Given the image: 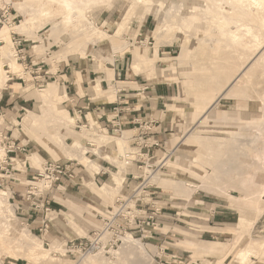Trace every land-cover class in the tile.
I'll return each instance as SVG.
<instances>
[{
    "label": "rangeland",
    "instance_id": "obj_1",
    "mask_svg": "<svg viewBox=\"0 0 264 264\" xmlns=\"http://www.w3.org/2000/svg\"><path fill=\"white\" fill-rule=\"evenodd\" d=\"M15 1L19 0L9 1L14 6L10 5L12 9L8 21L0 11L1 30L14 21L13 18H16L17 24H22L28 17V8L26 12L18 9ZM24 1L32 2L35 7L47 4L46 0L19 2ZM186 1L196 5V9L189 10L188 19L191 21H184L180 15L176 19L179 23L186 22L185 24H192L193 27L185 28L186 31L179 30L176 37L168 34L165 27H162L165 23L160 16L162 14H146L140 8L141 4H135L134 9L129 12H125L126 7L123 5L114 11L107 9L108 5H114L118 0H105L107 5L94 9L91 4L92 9L88 10V16L108 35H114L118 24L125 23L120 37L113 36L91 46V50L88 47L90 54H98L97 47L102 44L115 50L116 57L107 56L104 61L115 73L111 83L109 79L106 80L102 70L94 67L92 60L79 57L78 44H81L83 49L86 30L83 27L77 31L70 30L71 27L65 28L63 23H60L63 19L60 5L48 2L53 10L52 17L47 19L48 21L36 23L35 31L26 29L23 33L18 32L27 38V43H24L25 50L19 48L26 52L27 59L24 62L16 60L23 65L19 71L21 75L14 74L8 63L4 64L5 71H8L6 75L10 78L3 83L0 77V95L3 96L2 105L6 113L3 125L9 129L8 133L15 140L16 147L24 148L25 151L14 156L19 171L0 188L9 193L10 204L7 205L14 210L18 224L26 228L28 233L42 239L47 248L56 244L58 249L52 250L49 256L42 257L39 263L30 262L25 257L18 258L5 253L0 237V264H82L85 257L76 258L66 253V242L70 239L88 238L93 230L100 227L101 215H110L117 197L126 194L129 188L136 187L144 177L151 186L149 191L162 208L160 225L154 228L145 224L142 230L134 235L138 240L136 243L126 240L132 235L127 233L123 245L114 251H121L122 259L130 261V264H137L141 255L140 242L144 246L142 251L152 264H190L191 261L200 264L208 259L212 260L213 264H232L241 249H250L252 254L248 259L249 264H264V163L255 157L256 151L260 155L264 152V82L259 85L256 81L245 80L240 85L235 81L247 66V71L251 72L254 80L264 79V68L260 70L255 67L257 63L264 64L262 18L252 10H246L242 16L243 12L239 11L233 0H223L225 13L229 16L233 13V16H237H232L235 20H251L248 22L256 27L262 41L259 45L252 37L243 36L240 37V46L236 43L227 47L212 13L206 12L207 5L213 7L212 2ZM100 3L97 2L96 6H101ZM2 9L6 8L0 7V10ZM95 11L99 13L96 14ZM133 11H136V14H132ZM109 17L111 18L106 22ZM86 21L83 20V23ZM54 23H59L56 29H52L55 28L52 27ZM184 35L191 40L186 46L181 44ZM5 44L3 40L0 41V45ZM10 47L12 48L11 45ZM15 49L17 50V47ZM11 50L13 53V48ZM12 55L14 56V53ZM167 58L168 61L165 62L164 59ZM135 61L140 62L141 72L136 73L133 70ZM153 68H156V71L149 75L146 71ZM130 73L135 75L130 77ZM48 85H56L57 91L51 92L49 99L46 98V103L33 91H42ZM98 85L102 92L110 87L106 92L107 98L99 91L100 95L94 99L90 89L93 87L97 90ZM117 87L120 90L112 97L109 92L111 89L117 91ZM60 89H65L68 98L62 96ZM103 97L105 99L101 100ZM120 97L123 100L119 99ZM124 99L128 100L126 104L121 103ZM129 103H138L136 107L139 106L144 113V122H149L152 118L158 122L152 129V135L160 143L152 149L151 155L154 157L147 163L148 166L145 163H132L123 167L126 161L122 156H129L130 153H118L114 144L109 142L112 137H122L125 131H130L128 142L126 140V151L131 149L134 153L133 137L139 134V125L124 123L122 132H116L110 119L115 115L114 109L120 108L125 110L119 113L118 120L121 123L129 122L124 108ZM28 110L31 116H28ZM79 110L82 112L76 113ZM92 116L95 121H92ZM35 119L36 124H32ZM74 121L76 123L72 128ZM84 125L88 127L83 128ZM51 134L55 135V138ZM103 135L109 137L103 138ZM194 137L211 139V143L220 146L210 148L208 152ZM87 142L95 145L89 146ZM183 142L191 147L185 154L180 152L181 146L179 147ZM36 152L43 157L41 161L33 157ZM83 155L99 165V171L93 173V178L84 174L87 167L82 163ZM209 155H223L230 165L218 181L212 176L213 167L207 159ZM213 157L217 161V156ZM67 159L75 163V177L73 180H64L50 191L51 229L47 235H42L38 219L35 221L36 216H42V213L29 211L27 218L30 225L23 223L22 208H27L28 211L30 207L24 193L31 185L35 188L41 182L40 173L46 160L62 162ZM163 159L166 160L159 162ZM165 161L168 163L165 164ZM20 163L23 165L21 168ZM148 170L152 172L149 173ZM114 173H124V184L118 190H101V186L111 182ZM155 174H160L162 179L154 182L152 177ZM134 176L141 178L134 179ZM245 178H248L247 183H241ZM249 198L253 199L251 204L248 202ZM143 207L147 215L151 213L150 205L143 204ZM243 207L257 210L250 227L240 226L239 223L235 225L240 220V208ZM223 211L230 212L224 213L229 220L221 217ZM5 219L7 217H0L1 234L5 233L3 229L8 225V219ZM1 224L5 228H2ZM201 241H222L230 245L223 254H198V250L191 248L189 243ZM170 254L176 255V259H171ZM115 256L117 255L113 253L112 256L105 257L110 262H116ZM145 261L143 259V263Z\"/></svg>",
    "mask_w": 264,
    "mask_h": 264
},
{
    "label": "bare ground",
    "instance_id": "obj_2",
    "mask_svg": "<svg viewBox=\"0 0 264 264\" xmlns=\"http://www.w3.org/2000/svg\"><path fill=\"white\" fill-rule=\"evenodd\" d=\"M10 0H3L2 2H0V7H4L6 9H8L10 7L11 4L13 3H9ZM20 1V0H19ZM19 1H15V5L18 9H21L22 11H25L26 8L27 9V14L28 17L26 18L25 21L22 22V24H11L8 23L3 30L0 31V41H4L6 44L5 45H0V53H1V57H0V77H1V81L3 83H6L8 78H10V76L8 75V71H5L4 69V64L8 63L11 66V69L13 71V73H19V71H21L20 69L23 68L22 63H18V51L15 49L14 47V42H13V32H19V33H23V31L27 30H34L35 31V25L36 23H38L39 21L42 20H47L49 18L52 17V8L48 5V2L51 3H55L61 6V13L63 15V19L60 21V23H63V26L65 28L67 27H71L70 30H80L82 29V27L84 28V30H86V41H85V45L83 47V49H81V44H78V47H80V49L77 48V50L79 51V57L80 58H89L90 60L93 61V65L97 70H102L105 74V78L106 80L109 79H113L115 76L114 70L110 67H107L104 64L105 58L107 56H110L111 58H115L117 54H115V50L113 48L109 49L106 46H102L101 47H97V50L99 51L98 54H90L89 52V48L93 45H97L101 42H104L105 40L111 38V37H120L123 34L124 31V26L125 23L121 22L118 24L117 26V30L115 31L114 35H108V33L104 30L101 29V27H98L94 24V21H92V18L90 19V17L88 16V10L92 9L91 8V4L93 5V9L95 7H104L105 5H107L106 3H104L105 0H46L47 4H43V5H38V7H35V5H33L32 2L27 3V1L24 2H19ZM34 1V0H33ZM45 1V0H44ZM111 1V0H109ZM237 5L238 8L240 9L239 11L243 12L242 14H245L244 12L246 10H252V12L254 11L255 13H257V15H259L262 19L261 22V26L264 28V0H233ZM19 2V3H18ZM43 2V1H42ZM97 2H101V6H96ZM210 2H212V6L210 7V5L206 6V12L208 13H212L213 17H214V21L217 23L218 27L220 28L219 30L222 31L223 33V41L224 43L228 46H232L234 44H239L240 46V37L243 36H247V37H252L255 41H257L259 43V45L262 44L261 41V35L257 32L258 30H256V27L252 24L249 23L248 21L251 20H247V21H241V20H235V18L233 17H237V16H233V13L231 14L232 16H229V14L225 13V9L223 7V0H210ZM214 2V3H213ZM5 3V4H4ZM225 3V2H224ZM109 4V3H108ZM135 4H141V9L144 10V13H151V12H155V15H160L163 19L164 24H162V27H165V30H167L168 34H171V36L173 35V37L178 34L179 30H185V28H192V24H183V23H179L177 21V17H179V15L181 17H183V20H188L191 21L190 19H188V17H190L189 14V10L191 9H196V5H192V3L186 1V0H118V2L114 5H108L107 9H111L112 11L116 10L118 8V6H125L126 10L125 12H129L131 10H133L134 5ZM90 5V6H89ZM14 6V4H13ZM203 6V5H202ZM229 7V6H228ZM137 9V8H136ZM135 9V10H136ZM190 10V11H191ZM198 10V8H197ZM137 11V10H136ZM135 11V12H136ZM235 11V10H234ZM237 11V12H239ZM134 11L132 14H136ZM178 12V13H177ZM231 12V11H230ZM250 12V11H249ZM94 13L98 14L99 11H95ZM138 13V12H137ZM95 14V15H96ZM131 14V13H130ZM139 14V13H138ZM141 14V13H140ZM178 16H177V15ZM61 15V14H60ZM129 15V14H128ZM145 15V14H144ZM208 15V14H207ZM210 15V14H209ZM240 15V14H239ZM247 15V14H246ZM244 16V15H242ZM143 17V15L141 16ZM249 16H247L248 18ZM111 17H109L106 22L109 21ZM160 18V17H159ZM197 18V17H196ZM238 19V18H237ZM255 19V18H253ZM83 20H87L86 23H83ZM130 20V19H129ZM160 20V19H159ZM206 20V19H205ZM213 20V19H212ZM256 20V19H255ZM48 21V20H47ZM128 21V20H127ZM125 21V22H127ZM143 21V20H142ZM129 22V21H128ZM40 23V22H39ZM59 24V23H58ZM58 24H53L52 29H56V26ZM128 24V23H127ZM196 24V22L194 23ZM21 25V26H20ZM20 27V29H19ZM19 29V30H18ZM69 29V28H68ZM157 29V28H156ZM161 29V27H160ZM159 29V30H160ZM258 29V28H257ZM21 30V31H20ZM74 30V31H75ZM190 30V29H189ZM218 30V31H219ZM55 31V30H54ZM82 31V30H81ZM162 31V30H161ZM164 31V30H163ZM186 31V30H185ZM185 31L183 32L184 34ZM56 32V31H55ZM54 32V33H55ZM83 32V31H82ZM263 32V31H261ZM73 33V32H72ZM158 33V32H157ZM160 33V32H159ZM26 34V33H25ZM81 34V32L79 33ZM78 34V35H79ZM155 34V33H154ZM162 34V33H160ZM72 35V34H71ZM75 35V34H74ZM157 35V34H156ZM76 36V35H75ZM161 36V35H160ZM168 36V35H167ZM156 37V36H155ZM158 37V36H157ZM156 37V38H157ZM170 37V36H169ZM168 38V37H167ZM171 38V37H170ZM183 38V37H182ZM181 38V39H182ZM162 39V38H161ZM180 39V40H181ZM213 39V38H212ZM203 40V39H202ZM205 40V39H204ZM159 41V40H158ZM156 41V42H158ZM162 41V40H161ZM191 40L189 39V37L187 35H184V38L181 40V44L183 46H186L188 44V42H190ZM203 42V41H202ZM206 42V41H205ZM204 42V43H205ZM208 42V40H207ZM209 43V42H208ZM10 45L13 48V53L14 56L12 55V48L10 47ZM88 45V46H87ZM143 45V44H142ZM223 45V42H222ZM144 46V45H143ZM147 46V45H146ZM182 46V48H183ZM208 46V45H207ZM215 46V45H214ZM238 46V45H237ZM252 46V45H251ZM256 46V45H255ZM89 47V48H88ZM129 47V45H128ZM141 47V46H140ZM213 47V46H212ZM211 47V48H212ZM216 47V46H215ZM258 47V44H257ZM261 47V46H260ZM127 48V46H126ZM210 48V49H211ZM217 48V47H216ZM130 47L127 49V51H129ZM243 49V48H241ZM249 49V48H247ZM263 49V48H262ZM67 50V49H65ZM64 50V51H65ZM69 50V49H68ZM74 50V51H77ZM91 50V48H90ZM195 50V49H194ZM220 51V50H219ZM247 51V50H246ZM256 51V50H255ZM258 51V50H257ZM263 51V50H261ZM214 52V51H213ZM240 52V49H239ZM222 53V52H221ZM254 53V52H253ZM220 54V53H219ZM249 54V53H248ZM252 54V53H251ZM62 55V52H61ZM255 55V53H254ZM259 55V54H258ZM257 55V56H258ZM262 55V54H261ZM260 56V55H259ZM16 57V59L14 58ZM143 57V56H142ZM252 57L253 54H252ZM256 57V56H255ZM197 58H199L197 56ZM63 59V58H62ZM141 59V57H140ZM156 59V58H155ZM170 59V58H169ZM252 59V58H251ZM254 59V58H253ZM17 60V61H16ZM59 60V59H58ZM116 60V59H114ZM165 62L168 61L167 59H164ZM250 61V60H248ZM247 61V62H248ZM155 62V61H154ZM254 63V62H253ZM249 64V63H248ZM22 65V67H21ZM252 65V64H251ZM150 66V65H148ZM141 65L139 61H135L133 62L132 68L133 70L137 73V71L141 70ZM248 67V66H247ZM243 69L242 74L240 76H238L235 81L237 84H242L245 82V80L247 81H256L257 84L262 85L264 82V79H257L254 80V77L252 74H250L247 69L248 68ZM251 67V66H250ZM257 68H259L261 70V68H264V64H260L257 63L256 66ZM146 69V68H145ZM144 70V68H143ZM242 70V69H241ZM7 72V75H6ZM23 72V71H22ZM141 72V71H139ZM24 73V72H23ZM132 74V73H131ZM262 76V75H261ZM101 77V76H100ZM214 78V77H213ZM101 80V79H100ZM100 82V81H98ZM251 83V82H250ZM249 83V84H250ZM254 83V84H256ZM234 84V83H233ZM232 84V85H233ZM236 84V85H237ZM253 84V83H252ZM231 85V84H230ZM239 86V85H238ZM244 86V85H243ZM246 86V85H245ZM231 87V86H229ZM253 87V85H252ZM50 88V89H49ZM99 88V85H98ZM263 88V87H262ZM49 89V90H48ZM260 89V87H259ZM112 90V89H111ZM110 90V94L111 96L115 93H117L114 89L113 91ZM55 91L54 93H56L57 89H56V85L54 86H47L44 90L40 91V90H34L33 92L35 93V95H37L39 98L42 99V102L45 101L48 98V96L51 95V92ZM108 92V91H107ZM113 92V93H112ZM60 94V93H59ZM108 95V93L106 94ZM256 96V94H254ZM114 96V95H113ZM112 96V97H113ZM64 97V96H63ZM65 97H67V95H65ZM64 97V98H65ZM253 97V94H252ZM263 97V96H262ZM47 98V99H46ZM111 98V97H110ZM109 98V99H110ZM258 98V95H257ZM58 99V98H57ZM61 99V98H60ZM255 99V97H254ZM51 101V100H50ZM49 101V102H50ZM64 101V100H63ZM62 101V102H63ZM48 102V101H47ZM46 102V103H47ZM58 102V101H57ZM215 103V102H214ZM213 104V103H212ZM42 105H44L42 103ZM59 105V104H58ZM214 105V104H213ZM212 105V106H213ZM211 106V107H212ZM60 107V105H59ZM210 107V108H211ZM213 109V108H212ZM211 109V110H212ZM215 110V109H214ZM30 111L28 110V116H31ZM60 112V110H59ZM62 114V113H61ZM60 114V115H61ZM34 116V114H32ZM59 115V116H60ZM64 115V114H63ZM56 116H58L56 114ZM55 116V118H56ZM208 116V115H207ZM41 117V116H39ZM47 118V117H46ZM45 118V120H46ZM61 118V117H60ZM43 119V118H42ZM52 119V118H51ZM90 120V119H89ZM34 123L32 124H36L37 119L33 120ZM63 121V120H62ZM92 121H95L93 116H92ZM47 122V120H46ZM60 124V123H59ZM65 124V123H64ZM72 124V123H71ZM61 125V124H60ZM59 125V126H60ZM261 125V124H260ZM34 126V125H33ZM52 126V124H51ZM69 126V124H68ZM262 127L264 128V125H262ZM60 128V127H59ZM68 128V127H67ZM62 129V128H61ZM257 129V128H256ZM262 129V128H261ZM69 130V129H68ZM72 130V129H70ZM73 132V131H72ZM52 135V134H51ZM52 137L55 138V135H52ZM187 137V136H186ZM113 139H109V142H112L114 144V146L116 147V151L119 153L121 152H128L130 158L132 157L131 154H133V151L131 149H129V151L127 150V142L123 137H112ZM194 139H198V144H200V146L206 147L208 152L210 150V148L214 149L215 147H219L220 145H218L217 143H211V139H201V138H195ZM60 141V140H59ZM79 145V144H78ZM241 145V144H240ZM112 146V145H111ZM180 148V152L181 153H188L189 149L191 147H189L187 144H185V142L181 143L179 145ZM127 147V148H126ZM73 149V148H72ZM86 149V148H85ZM84 149V150H85ZM241 149V148H240ZM131 150V151H130ZM248 150V149H247ZM198 151V150H197ZM68 152V151H67ZM87 152V151H86ZM83 152V153H86ZM4 150L3 147L0 145V156H3ZM122 154V153H121ZM125 154V153H123ZM127 154V153H126ZM201 156H203L202 154H200ZM75 156V155H74ZM73 156V157H74ZM116 156V155H115ZM210 156V155H209ZM213 156H217V161L214 159ZM211 155L210 157L207 156V159L209 161V164L213 167V171H212V176H215V181L219 180V177L225 173V171L227 169H229V163L226 162L224 159L225 157L219 156V155ZM84 157V155H83ZM255 157L258 161H260L262 163H264V152L263 155H260L257 151L255 152ZM72 158V157H70ZM89 157H84L82 163H84L86 165V172L84 173L85 175L88 176H92L93 178V173L94 172H98L99 171V165L96 162L91 161V159H88ZM116 158V157H115ZM166 158V157H165ZM236 158V157H235ZM166 160V159H164ZM164 160L162 162H164ZM118 161V160H117ZM124 162V161H123ZM259 162V163H260ZM168 163L165 161V164ZM127 164V162L124 163L123 167ZM121 165V164H120ZM164 165V164H163ZM20 168L23 166L22 163H20ZM222 170L224 172H222ZM124 173L122 174H112V179L111 182L104 184L103 186L100 187L101 190H118L125 182V177H124ZM162 179L160 174H155L152 177V180L155 182L157 180ZM246 179H242L243 184L247 183ZM50 181L48 180H42L41 182L38 183V187L41 191H46L50 188ZM183 185V183H182ZM111 187V189L109 188ZM262 187L264 188V182L262 184ZM99 189V190H100ZM105 191V192H106ZM6 192V191H5ZM3 189L0 188V217H7V227L6 224L4 225L5 227H1L5 228L3 229V231H5L4 234H1V240L3 241L2 243V249L5 251V253L10 254L11 256L14 257H25L27 258L30 262H37L42 258V257H47L51 254L52 250H57L58 249V245L53 244L52 247L47 248L44 244L42 239H40L39 237L32 235L30 233H28L26 231V228L22 227L20 224H18V220L17 218H15V214H14V210L12 209V207L9 203V193L6 192L5 193ZM111 192V191H110ZM118 193V192H117ZM101 196V195H100ZM252 198H249L250 204L253 202ZM250 204L248 206H250ZM256 211V212H255ZM240 220H239V225L240 226H245V227H250L254 222V216L257 215V210H252L248 207H243L242 209L240 208ZM9 217V218H8ZM3 220V219H2ZM1 220V221H2ZM1 228V229H2ZM247 229V228H246ZM81 232V231H80ZM126 240H128L129 242H138L137 238L134 235H131L130 237H127ZM127 241V242H128ZM126 242V241H125ZM140 244V256H139V262H137V264H144L146 261L149 262V264H152V262L150 261L149 258H147L145 256V253L142 251L144 250V246L139 242ZM63 248V247H62ZM61 248V249H62ZM59 249V250H61ZM66 250V249H65ZM63 250V251H65ZM2 252V251H1ZM121 252V251H120ZM120 252H113L115 253L117 256V261L116 262H110L107 260V258L104 256L103 253H87L86 255L81 256L85 257L82 261V264H130V261L128 260H124L122 259V257H120ZM112 253V254H113ZM131 253V252H130ZM129 253V254H130ZM251 251L250 249H241L238 253H237V257L236 259H234V262L232 264H249L248 263V259L249 257H251ZM43 259V258H42ZM143 259L146 260L143 263ZM138 260V259H137ZM142 262V263H140Z\"/></svg>",
    "mask_w": 264,
    "mask_h": 264
},
{
    "label": "built area",
    "instance_id": "obj_3",
    "mask_svg": "<svg viewBox=\"0 0 264 264\" xmlns=\"http://www.w3.org/2000/svg\"><path fill=\"white\" fill-rule=\"evenodd\" d=\"M12 8L5 10H0L5 19L9 20V12ZM14 21L11 24H17L16 18H13ZM13 42L14 46L17 47L18 59L23 60L27 59L26 52H24V43H27L26 36H22L18 32H13ZM19 48H23L19 49ZM147 90V89H145ZM144 90V91H145ZM3 96L0 95V145L3 147L4 155L0 156V187L4 185L6 180L14 178V174L19 169L16 168L17 161L14 157L15 155L23 153L24 148L16 147V142L13 140L12 136L9 135V129L4 127L3 122L5 120V109L2 105ZM115 115L111 116V124L116 129V132H122V124L118 120L119 113L123 109L115 108ZM82 112L81 110L76 111V113ZM80 114V113H79ZM135 121V120H134ZM139 125V134L133 137V148L134 153L133 157L122 156L124 161L127 164H138L145 163L148 166V162L154 157L152 149L159 146V140L153 137L152 129L158 123L156 119L152 118L149 122H144L138 120L135 122ZM88 125H84L83 128H87ZM89 146H94L92 142H87ZM164 160V159H163ZM163 160L159 162L162 163ZM25 162V160H24ZM23 162V164H24ZM75 163L71 159L66 161H55V160H46L42 166V173L40 176L42 180L50 181V188L46 191H41L38 186H30L24 193L25 200L30 203V207L22 208V214L24 215L23 223L30 225L27 215L29 211H34L42 213V216L39 221V231L42 235H47L49 229H51L52 219L49 214L51 212V206H49V193L54 188V186L59 185L64 180H73ZM140 167H142L140 165ZM149 169V168H148ZM153 170V169H152ZM152 170H148L149 173ZM154 171V170H153ZM134 179H140L141 176H134ZM139 184L132 189L129 188L126 194H120L117 197L115 205L111 209L110 215H101V225L99 228L93 230L88 238H76L70 239L66 242L65 246L67 247V252L69 255L81 257L87 253H103L105 256H112V252L118 250L124 243V236L127 233L136 235L139 230H142L143 226L151 225L154 228L159 227L160 225V214L162 208L158 206L157 201L152 196L149 188L151 187L148 181L144 178ZM33 189H37L34 191ZM143 204H148L151 207V213L146 214V210L143 207ZM21 209V208H18Z\"/></svg>",
    "mask_w": 264,
    "mask_h": 264
},
{
    "label": "crops",
    "instance_id": "obj_4",
    "mask_svg": "<svg viewBox=\"0 0 264 264\" xmlns=\"http://www.w3.org/2000/svg\"><path fill=\"white\" fill-rule=\"evenodd\" d=\"M137 54V53H136ZM155 54H156V52H155ZM156 71V68H155V70H154V68L153 69H151L150 71H146L149 75H151V74H153L154 72ZM15 74V73H14ZM17 74V73H16ZM18 74H20V73H18ZM23 74V73H22ZM21 75V74H20ZM135 75V74H134ZM133 74H131L130 73V77H133L134 76ZM108 81V80H107ZM111 81L112 80H110L109 81V83H111ZM80 83V82H79ZM114 86V85H113ZM82 87V84H81V86H80V88ZM109 89H110V87H109ZM109 89H107V90H105V91H101L102 89H97V90H94L93 89V87L90 89L91 90V93L94 95V99H96L97 98V95H100L99 94V91H101L102 92V94H105L104 95V97H108V96H106V92L109 90ZM61 90V93H62V96H65V95H67V98H68V94H67V92L65 91V89H60ZM120 89H119V87H117V91L116 92H118ZM115 94H117V93H115ZM103 97V99H101V100H104L105 98ZM115 98H116V95H115ZM78 99V98H77ZM119 99H121V100H123V98H119ZM128 102V100L126 101L125 99H124V101H122L121 103H127ZM138 105V103H129V105H126V107H124V108H126V111H125V114H126V116H129V122H123V123H127V124H129V125H131V124H133V123H135V122H138V120H141V121H143V112L140 110V108H139V106L138 107H136ZM123 110H125V109H123ZM70 113V112H69ZM158 113V112H157ZM110 114V113H109ZM194 115V114H193ZM73 117V116H72ZM111 118V117H110ZM135 120V121H134ZM90 121V120H89ZM91 122V121H90ZM26 123H27V120H26ZM75 121H74V124H72L73 126H72V128L74 127V125H75ZM136 124V123H135ZM27 125V124H26ZM137 125V124H136ZM129 134H130V131H125L124 133H123V135H122V137H124L125 138V140H127V142H128V140H129ZM159 136V135H158ZM109 136L108 135H103V138H108ZM88 149V148H87ZM36 160H38V161H41V159L43 158L39 153H35L34 154V156H33ZM25 207V206H24ZM223 214H222V218L223 219H228V216H225L224 215V213H230V212H222ZM40 218H41V216L40 215H38V216H36V222H37V219H38V221H40ZM239 219H240V217H239ZM229 220V219H228ZM239 223V220L235 223V225L236 224H238ZM34 224L35 225H37V223H35L34 222ZM38 224H39V222H38ZM194 239V238H193ZM190 241V240H189ZM192 241V240H191ZM219 241H201V242H199V243H196L195 242V244H193V243H189V245L191 246V248H194V249H197L198 250V254H204V253H220V254H223L225 251V249L226 248H228L229 247V245H230V243H225V242H219ZM171 256V259H176V255H172V254H170ZM175 257V258H174ZM190 259L192 258V256H190L189 257ZM193 262V263H192ZM190 264H197V262L195 263L194 261H191V263ZM200 264H213V262H212V260H210V259H208V260H204L203 262L201 261V263Z\"/></svg>",
    "mask_w": 264,
    "mask_h": 264
}]
</instances>
